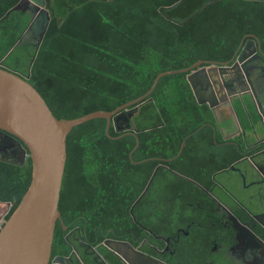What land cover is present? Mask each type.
<instances>
[{"label":"trees","instance_id":"obj_1","mask_svg":"<svg viewBox=\"0 0 264 264\" xmlns=\"http://www.w3.org/2000/svg\"><path fill=\"white\" fill-rule=\"evenodd\" d=\"M20 1L0 0V63L14 73L30 74L29 83L57 119L113 111L145 95L163 72L199 60L231 61L249 34L257 36L264 52L262 1L47 0L51 19L31 66L39 41L38 35L25 36L31 15L14 10L5 17ZM188 74L162 77L137 105L130 129L125 120L120 131L110 125L112 138L106 119L71 131L54 249L67 243L64 225L80 227L89 243L123 239L128 228H135L140 205L151 209L154 195H159V211L183 209L195 219L203 216L205 189L211 183L193 175L192 165L204 163L215 148L218 120L209 105L197 102ZM247 108L254 121L259 119L253 107ZM235 109L248 128V113L239 101ZM32 168L29 152L21 165L0 158V213H6L5 220L28 190Z\"/></svg>","mask_w":264,"mask_h":264},{"label":"flooded vegetation","instance_id":"obj_2","mask_svg":"<svg viewBox=\"0 0 264 264\" xmlns=\"http://www.w3.org/2000/svg\"><path fill=\"white\" fill-rule=\"evenodd\" d=\"M29 6L24 9L33 19L37 6ZM25 34L27 38L37 36L33 30ZM257 45L261 46L258 39ZM220 84L227 100L211 107L218 120L215 148L204 163L192 165L193 175L204 184L211 183L205 189L208 197L203 216L195 219L183 209L159 211V195H154L151 209L140 205L136 226L128 228L123 239L89 243L80 227L65 230L63 226L67 243L52 247L49 264H132L116 252L117 241L134 247L136 253L122 248L134 264H264V61L250 59L245 70L230 72L229 79H221ZM238 101L248 113V128L237 115ZM249 106L259 117L256 121ZM226 146L233 148L225 151ZM0 158L21 165L27 157L24 159L15 141L0 132ZM186 201L192 205L189 198ZM108 239L111 245L105 243ZM135 255L142 260L134 261Z\"/></svg>","mask_w":264,"mask_h":264},{"label":"water","instance_id":"obj_3","mask_svg":"<svg viewBox=\"0 0 264 264\" xmlns=\"http://www.w3.org/2000/svg\"><path fill=\"white\" fill-rule=\"evenodd\" d=\"M247 1L264 2V0ZM211 2L204 4L192 17ZM30 3L37 6L38 13L33 17L27 31L33 30L39 39L31 61L32 66L51 19L50 13L46 9V0H21L5 17L7 18L14 10L26 11L24 8L26 5L29 8ZM246 38L245 45H241L237 55L231 61L199 60L188 68L163 72L157 76L151 89L142 97L123 104L113 111L98 110L75 119H57L45 99L29 83L30 74L24 76L14 73L7 70L1 62L0 132L22 148L24 159L29 152L33 168L28 190L11 217L5 220L0 227V264L50 263L54 233L57 222L61 219L59 202L67 161V137L76 126L95 119H106V132L109 138H112L109 134L112 123L120 131L119 123L125 120L127 129H130L129 119L137 110V105L153 93L162 77L176 73H189L187 80L197 102L199 104L207 103L214 108L219 101L227 100L226 97H223L221 79H229L230 72L240 68L245 70L247 63L252 58L257 57L264 61L261 46L257 45V37L249 34L244 37V40ZM131 106H135V108L128 111L127 108ZM185 146L186 143H183V148ZM149 184L143 194L147 191ZM64 229L66 230L67 226L64 225ZM111 242L110 239L105 241L108 245H111ZM116 243L118 246H116V252L134 264L122 250L124 248L126 251L136 253L134 247L126 241H117ZM133 258L134 261L142 260L140 257L137 259L136 255ZM156 262L155 264H157Z\"/></svg>","mask_w":264,"mask_h":264},{"label":"rangeland","instance_id":"obj_4","mask_svg":"<svg viewBox=\"0 0 264 264\" xmlns=\"http://www.w3.org/2000/svg\"><path fill=\"white\" fill-rule=\"evenodd\" d=\"M8 209H9V206H8ZM6 211V210H5ZM5 214V212L4 213H0V219L2 218V220H0V222H2L3 221V218H4V215Z\"/></svg>","mask_w":264,"mask_h":264},{"label":"built area","instance_id":"obj_5","mask_svg":"<svg viewBox=\"0 0 264 264\" xmlns=\"http://www.w3.org/2000/svg\"><path fill=\"white\" fill-rule=\"evenodd\" d=\"M5 216H6V213L4 214V219H3V221L1 222L2 225H3V223L5 222Z\"/></svg>","mask_w":264,"mask_h":264},{"label":"crops","instance_id":"obj_6","mask_svg":"<svg viewBox=\"0 0 264 264\" xmlns=\"http://www.w3.org/2000/svg\"><path fill=\"white\" fill-rule=\"evenodd\" d=\"M10 207V206H9ZM4 216V215H3ZM4 219V218H3ZM0 220H2V218L0 219Z\"/></svg>","mask_w":264,"mask_h":264}]
</instances>
